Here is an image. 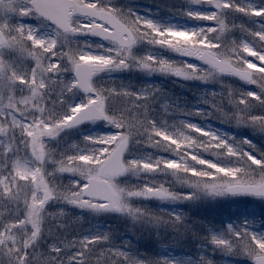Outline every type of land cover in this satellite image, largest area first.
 <instances>
[{"label": "snow or ice", "instance_id": "snow-or-ice-1", "mask_svg": "<svg viewBox=\"0 0 264 264\" xmlns=\"http://www.w3.org/2000/svg\"><path fill=\"white\" fill-rule=\"evenodd\" d=\"M0 264H264V0H0Z\"/></svg>", "mask_w": 264, "mask_h": 264}, {"label": "rangeland", "instance_id": "rangeland-1", "mask_svg": "<svg viewBox=\"0 0 264 264\" xmlns=\"http://www.w3.org/2000/svg\"><path fill=\"white\" fill-rule=\"evenodd\" d=\"M139 3L141 4H149L150 0H138ZM167 84L170 85V88H167L171 91H173L176 94H181L184 93V95L186 96H191V93L187 91V89H182L178 84H172L170 82H168ZM206 213L208 214L209 218H211V211L210 210H205ZM144 243H147V241H144ZM176 254H181V250L180 249H176Z\"/></svg>", "mask_w": 264, "mask_h": 264}, {"label": "trees", "instance_id": "trees-1", "mask_svg": "<svg viewBox=\"0 0 264 264\" xmlns=\"http://www.w3.org/2000/svg\"><path fill=\"white\" fill-rule=\"evenodd\" d=\"M165 86H166L167 88H170V85H169V84H167V83H166V85H165Z\"/></svg>", "mask_w": 264, "mask_h": 264}]
</instances>
